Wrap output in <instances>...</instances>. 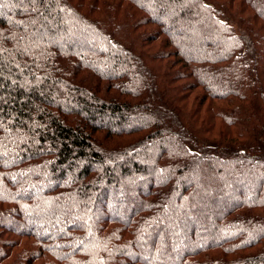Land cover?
Returning <instances> with one entry per match:
<instances>
[{
    "label": "trees",
    "instance_id": "trees-1",
    "mask_svg": "<svg viewBox=\"0 0 264 264\" xmlns=\"http://www.w3.org/2000/svg\"><path fill=\"white\" fill-rule=\"evenodd\" d=\"M0 264H264V0H0Z\"/></svg>",
    "mask_w": 264,
    "mask_h": 264
}]
</instances>
